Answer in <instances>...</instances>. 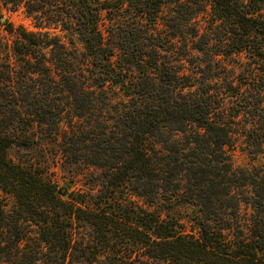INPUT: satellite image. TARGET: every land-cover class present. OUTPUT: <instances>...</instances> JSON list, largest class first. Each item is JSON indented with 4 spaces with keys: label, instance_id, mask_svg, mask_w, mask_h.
<instances>
[{
    "label": "trees",
    "instance_id": "16d2710c",
    "mask_svg": "<svg viewBox=\"0 0 264 264\" xmlns=\"http://www.w3.org/2000/svg\"><path fill=\"white\" fill-rule=\"evenodd\" d=\"M9 6L38 31L3 23L17 61L0 56V264H264V178L243 216L249 175L226 149L248 116L264 145V0H0V21ZM193 51L206 67L173 70ZM15 144L54 146L103 181L59 187L13 163ZM177 205L197 208V232Z\"/></svg>",
    "mask_w": 264,
    "mask_h": 264
},
{
    "label": "rangeland",
    "instance_id": "374dc122",
    "mask_svg": "<svg viewBox=\"0 0 264 264\" xmlns=\"http://www.w3.org/2000/svg\"><path fill=\"white\" fill-rule=\"evenodd\" d=\"M193 20L192 22H194ZM208 19L200 15L196 19L197 25L200 24L207 28ZM7 22L15 29L24 28L27 31L37 32L36 22L27 14L26 9L23 6L13 7L9 6L3 11V19L0 21V56L5 62H11L15 64L17 57L14 52L13 43L15 37L8 31V27L3 23ZM57 34L65 37L64 41L69 43L70 38L75 40L76 45L83 49V45L80 40L72 32H61L60 30L55 31ZM191 47V46H190ZM169 57L171 53H168ZM192 59L190 62H185V65H178L176 61H172L173 70H182L184 74L192 75L193 71H198L201 67H206L204 54L193 51ZM172 57V56H171ZM235 63V62H234ZM234 63L225 62L226 72H230V65ZM79 64V63H78ZM237 64V63H236ZM236 71L239 70L236 68ZM199 74V73H198ZM222 79L219 83H222ZM239 81L234 82V86L239 85ZM245 88V87H244ZM237 102V99L229 98L228 106H233ZM251 116L241 118L245 120L244 124H237L234 126L235 133L233 135L234 141L230 147H226L228 155L230 156L233 166L242 172V174L249 175L244 185L235 189V193L239 195L241 199V213L243 216H249L253 210V198L255 197V191L257 184H260V180L264 178V145L260 146L252 139H249L246 135L245 130L247 129V121L251 120ZM240 120V119H239ZM36 137L40 135V127L36 126L33 130ZM183 147H186L184 136L181 133L176 135ZM8 156L10 160L22 166H31L39 168L42 172H45L47 177L56 182L59 187L68 186L70 191H85L89 190V186L99 185L103 181V172L101 169L92 167L88 168L84 164L71 165L67 163L66 158L57 153V148L54 146H33L27 148L22 145H12L8 150ZM6 198L8 207L15 204V198L10 194H3ZM118 197L129 200L128 188H123L117 193ZM197 208L190 205H177L173 210L172 214L182 219V222L186 225L188 231L194 233L198 231V225L193 221L196 214ZM90 229H88V232ZM86 231V233H88Z\"/></svg>",
    "mask_w": 264,
    "mask_h": 264
}]
</instances>
